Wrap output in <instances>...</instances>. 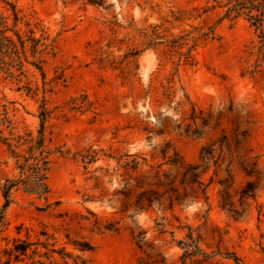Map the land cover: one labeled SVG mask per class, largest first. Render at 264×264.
<instances>
[{"label": "rangeland", "instance_id": "rangeland-1", "mask_svg": "<svg viewBox=\"0 0 264 264\" xmlns=\"http://www.w3.org/2000/svg\"><path fill=\"white\" fill-rule=\"evenodd\" d=\"M7 1L33 28L20 25L24 38L40 39L42 51L35 54L27 40L23 71L0 69V211L5 179L19 176L12 150L25 146L16 147L18 136L36 138L43 112L51 163L47 196L21 184L13 189L0 264L13 239L26 238L21 224L46 227L57 247L89 264H140L139 232L168 264H264V30L248 16L259 11L237 15L229 0ZM236 128L249 129L260 155V179L235 172L233 193L258 181L257 201L245 216L222 208L218 181L227 174L222 165L209 182L212 163L204 176L208 201L136 209L140 191L161 192L151 183L163 182L165 172L179 182L173 161L201 163L202 148ZM137 182L144 187L136 189ZM190 227L201 235L207 261L200 253L186 256ZM68 238L94 249L82 252Z\"/></svg>", "mask_w": 264, "mask_h": 264}, {"label": "trees", "instance_id": "trees-1", "mask_svg": "<svg viewBox=\"0 0 264 264\" xmlns=\"http://www.w3.org/2000/svg\"><path fill=\"white\" fill-rule=\"evenodd\" d=\"M2 1L7 6L4 9L0 7V69L10 70L13 67H18V70L23 71L24 57H27L26 41L34 42L33 51L37 54L42 51H38L40 39L34 35L24 38L20 25L24 23L29 27V32L34 33L33 28H30V22L25 20L15 4L7 0ZM86 1L98 4L105 2V0ZM233 2L235 3L229 8V11H238L237 15H239L241 9H247L249 12L254 9L259 11L257 16L252 14H248V16L259 23V28L264 30V2L263 5H256L255 0H247L245 2L229 0V3ZM37 57L38 59L41 58V56ZM33 64L43 71L39 64L36 62H33ZM44 120L45 112L42 113L38 136L35 138L31 133H27L25 136L19 135V144L16 147L24 145L25 148L20 151L12 150L13 155L17 159L16 164L19 169V176L6 178L1 187L5 202L0 211V232L7 224L5 211L13 201L12 191L14 188L21 184L28 192L44 196H47L50 191L47 172L51 163V151L45 146ZM210 163L216 166V172L210 177L209 182H213L215 176L219 175L222 165L225 166L224 170L227 176L218 181L221 183L219 194L222 208L232 212L235 217L245 216L253 202L257 201L258 181L249 179L239 191L233 193L232 185L234 184L235 172L241 170L246 176H254L260 179L261 167L260 155L249 142V129L240 130V128L235 129L233 136L224 135L217 142L203 147L201 163L188 164L179 163L178 160L173 161L175 167L179 166L181 168V174L178 173L181 175L179 182H176L174 178H170L172 176L171 173L165 172L163 174V182L151 183V185L161 187V192L153 188L140 191L135 200L136 209L151 207L154 202L159 203L161 206L166 203L169 208L174 209L176 204L200 201L201 199L208 201L210 183L206 182L204 176L210 169ZM126 165L129 167V162ZM131 167L136 169L137 162ZM168 179L169 182H165ZM144 185L145 182H137L135 187L136 189H142ZM125 195H128V193H125ZM89 212L94 215L93 212ZM83 219L89 220L90 218L84 216ZM95 225H98L99 228L101 227L97 220ZM113 227V225H108L104 228L117 230V228ZM23 228L26 229V238L16 237L13 239L12 246L6 247L3 251L2 264H89V260L80 255H75L66 246L57 247V237L51 234L46 227L35 231L31 227L21 224L18 226V232L20 233ZM190 229L191 231L187 234L188 240L183 242L185 249H187L185 250L186 256H194L196 253H200L204 257L203 260L207 261L211 255L199 247V242L202 239L201 235L198 234L195 237L194 230L192 227ZM144 233L139 232L137 235V243L144 252V257L140 264H168L165 253L152 243L147 242ZM32 234H34L35 239L31 238ZM68 242L82 252L94 249V246L86 240L68 238ZM225 255L230 257L228 253ZM235 259L238 258L236 257Z\"/></svg>", "mask_w": 264, "mask_h": 264}]
</instances>
